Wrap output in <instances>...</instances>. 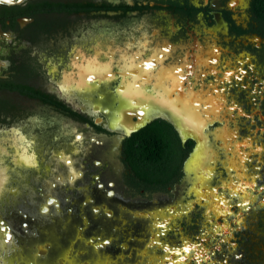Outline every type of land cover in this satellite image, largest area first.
Returning a JSON list of instances; mask_svg holds the SVG:
<instances>
[{"label":"rangeland","instance_id":"1","mask_svg":"<svg viewBox=\"0 0 264 264\" xmlns=\"http://www.w3.org/2000/svg\"><path fill=\"white\" fill-rule=\"evenodd\" d=\"M239 6L235 18L243 22L245 5ZM166 28L174 30L170 24ZM217 29L221 30L211 29L207 40L214 43L215 37L211 35ZM135 43L139 50L144 49L141 38ZM219 52L204 57L207 64H202V70L193 79L194 85H201L202 96H219H213L217 103L214 113H203L207 123L202 129L206 137L204 144L210 151L208 155L215 158L206 161L213 167L210 177L204 179L205 192L200 193V189L198 194L194 192V180L199 175L196 172L195 177L193 171L187 170V167H205L200 149L191 154L179 181L167 193H155L150 201L142 200L129 196L120 180L122 167L114 162L119 138L102 140L79 125L68 130L61 124L57 129L60 141L54 157L60 180L53 191L56 198L49 202L48 198L25 201L22 212L13 215L9 224L17 240L13 239L5 256L4 249L0 252V260L6 257V264H264V61L247 57L245 52L235 54L227 47ZM95 79L102 84L89 88L94 101L91 112L97 123L102 122L109 129L116 127L117 120L128 129L135 125L126 116L119 117L126 108L140 114L136 123L170 110L155 94H140L138 98L143 101L140 104L135 102V96L122 95L123 88H115L118 77L111 72ZM218 106L221 110L216 111ZM169 116L183 132L189 131V125L182 119ZM229 131L235 134L233 151L245 143L244 150L240 151L249 153L242 167L239 165L244 170L239 174L229 169L227 162L233 154L225 150L221 141ZM246 176L254 184L247 187L248 195L238 191L230 194L231 188H223L224 183ZM215 191L216 196L227 194L228 207L219 209L220 213L216 210V215L208 205ZM9 202L12 206L16 204L14 200ZM160 211L164 213L162 218L151 221L148 215ZM47 244L51 249L41 252V247ZM0 264L5 263L0 261Z\"/></svg>","mask_w":264,"mask_h":264},{"label":"flooded vegetation","instance_id":"2","mask_svg":"<svg viewBox=\"0 0 264 264\" xmlns=\"http://www.w3.org/2000/svg\"><path fill=\"white\" fill-rule=\"evenodd\" d=\"M241 3L246 18L238 22L235 11ZM168 24L174 30H168ZM217 27L221 30L211 35L215 37L212 43L207 38ZM137 38L144 41L142 51L135 43ZM226 47L264 61V0H0V252L4 249L5 256L11 241L17 240L9 224L26 200L48 198L49 202L56 198L53 191L60 180L54 157L61 124L68 130L79 125L102 140L119 138L114 162L122 167L120 180L131 197L150 201L155 193H167L183 174L195 142L182 138L166 112L136 123L139 113L122 110L119 117L126 116L137 127L132 132L119 120L112 129L96 122L89 88L102 82L85 72L87 66L113 73L118 77L115 88H123L130 85L131 72L139 71L134 64L165 53L161 64L151 63L152 79L140 88L135 102L143 103L140 94L157 95L153 91L155 74L170 70L184 74L185 91L190 88L196 98L204 100L201 85H194L193 79L205 56L217 55ZM132 58L136 59L128 68ZM154 123H163L173 131L184 158L177 177L149 188L129 169L124 147L130 139L138 145V136L132 135ZM189 142L192 145L187 149ZM49 249L47 244L40 251ZM0 261L6 264V257Z\"/></svg>","mask_w":264,"mask_h":264},{"label":"bare ground","instance_id":"3","mask_svg":"<svg viewBox=\"0 0 264 264\" xmlns=\"http://www.w3.org/2000/svg\"><path fill=\"white\" fill-rule=\"evenodd\" d=\"M143 41V40H142ZM141 43V42H140ZM166 43V42H165ZM141 45V44H140ZM142 45H145V44H142ZM175 46V45H173ZM154 47V46H153ZM176 47V46H175ZM194 49V48H193ZM138 51V49H137ZM141 51V50H140ZM146 52V51H145ZM180 52V51H179ZM202 52V51H201ZM204 52V51H203ZM137 53V52H136ZM152 53V52H151ZM175 53V52H174ZM135 54V53H134ZM148 54V52H147ZM154 54V53H153ZM195 54V52H194ZM125 55V54H124ZM152 55V54H151ZM158 55V54H157ZM165 53L162 54V56H164ZM172 55V54H171ZM162 56L160 57H153V60H150V61H147L146 63H138V64H134V59L136 58H132L130 60V66L128 68H130L133 64V66H135L137 69H139L138 72L136 73H132V75H130V85L128 84V86H125L123 87V92L122 94H124V96H128V97H131V96H135L137 94H139V90L140 88H144L146 86L147 83H149L152 79V75L150 73V69L151 67V63H154V65H157V64H161L162 62ZM182 56V55H181ZM97 57V56H96ZM122 57V56H121ZM140 57V56H139ZM167 57V56H166ZM173 57V56H172ZM189 57V56H188ZM143 58V57H142ZM164 58V57H163ZM211 58V57H210ZM109 59V58H108ZM114 59V58H113ZM94 60V59H93ZM139 60V59H138ZM137 60V61H138ZM165 60V59H164ZM168 60V59H167ZM172 60V59H171ZM182 60H183V57H182ZM214 60V59H213ZM99 61V59H98ZM169 61V60H168ZM192 61V60H191ZM109 62V61H108ZM203 64L206 63L205 60H202ZM113 63V62H112ZM125 65L128 63L126 60L123 62ZM196 63H199V60L196 61ZM195 63V64H196ZM132 64V65H131ZM179 64V63H178ZM207 64V63H206ZM210 64H212L210 62ZM164 65V64H162ZM169 65V64H168ZM99 66V65H98ZM109 66V65H107ZM114 66V65H112ZM203 66V65H202ZM208 66V65H207ZM111 67V66H110ZM189 67V66H188ZM101 68V67H100ZM106 68V67H105ZM198 68V67H197ZM111 69V68H110ZM109 69V70H110ZM168 69V68H167ZM206 69V68H205ZM112 70V69H111ZM202 70V69H200ZM77 71V70H76ZM184 71V70H183ZM198 71V70H197ZM87 74H90L92 75L91 77L92 78H95L97 76H103V74H105V72L107 73L108 71H105L104 70H99L96 68V66L94 65H90V66H87L86 67V71H85ZM126 73V72H125ZM195 73V72H194ZM197 73V72H196ZM198 76V75H197ZM79 77H80V80L84 79V76L83 74H79ZM194 77V76H193ZM196 77V76H195ZM186 79L185 75L182 74L181 72H177V71H159L157 72V74H155L154 76V80L156 81L155 82V85H154V90L157 94V96L160 98V100L162 102H164L165 104L169 105V108L170 110H166L164 112H166L168 115H176L179 119H182L187 125H189L191 131H194V134H196L198 136V139H199V144H198V147L200 149V154L203 155L205 157V162L208 161V162H211L212 160H214L215 158L214 157H210L208 155V153L210 152L208 150V148H206V145L204 144L205 143V139L206 137L204 136V134L202 133V129L203 127L207 124L206 123V119H205V116L203 115L204 112L202 111H205V113L207 115H209L210 113H214L215 109H216V100L214 99L215 95L211 96L210 94L207 95V96H203L202 98L204 100H200V98H196V94L192 93L191 92V89L189 88L187 91H185V87H184V80ZM193 79V78H192ZM69 80V79H68ZM195 80V79H194ZM115 83V82H114ZM189 83V82H188ZM111 84V83H110ZM111 86V85H110ZM193 87V86H192ZM196 89V88H195ZM194 90V89H193ZM112 91V90H111ZM213 91V90H212ZM216 91V90H215ZM175 96L174 98H172V96ZM100 96V95H99ZM216 97L218 98L219 96L216 95ZM215 97V98H216ZM219 100V99H218ZM115 106V105H114ZM179 106V108H182V109H177L176 107ZM172 107H175L174 109H172ZM221 106H218L217 107V110H221L220 109ZM224 109V108H223ZM137 111V110H136ZM169 111V113H168ZM123 112V111H121ZM140 112V111H139ZM220 112V111H219ZM225 113V112H224ZM211 115V114H210ZM216 115V114H215ZM224 115V114H223ZM174 118V117H173ZM220 118V117H219ZM124 120V119H123ZM174 121V120H173ZM211 121V120H210ZM134 123V122H133ZM177 124V123H176ZM211 124V123H210ZM206 127V126H205ZM189 129V128H188ZM189 129V131H190ZM209 133V132H208ZM211 134V133H210ZM217 135V134H216ZM237 135V134H236ZM234 136L235 134L232 133L231 131H229L228 133H225L223 136H222V140L223 143H224V148L226 151H230L233 156L230 157L229 161L227 162V165L229 167L230 170H234L236 172H239L243 169L240 168L241 166V163L243 164L244 161L246 160V158L248 157V152L247 153H244L241 152L240 150L243 149L244 150V146H245V143L242 144V143H239L242 144V148H238L237 146L235 147V151H233V145H232V140L234 139ZM81 137V136H80ZM121 137V136H120ZM213 137V136H212ZM213 140V139H212ZM210 141V140H208ZM220 141V140H219ZM241 141V140H240ZM235 142V141H234ZM208 144V143H207ZM209 145V144H208ZM218 146V145H217ZM119 147V146H118ZM211 147V146H210ZM213 148V147H212ZM207 149V150H206ZM209 151V152H208ZM226 154V152H225ZM207 156V157H206ZM209 157V158H208ZM25 161L26 162H29V159L24 157ZM208 159V160H207ZM204 160V159H203ZM202 160V161H203ZM62 161V159H61ZM201 161V162H202ZM79 163V162H78ZM76 163V164H78ZM191 163V162H190ZM62 164V163H61ZM60 164V165H61ZM74 164V167L75 165ZM80 165V164H79ZM82 165V164H81ZM200 165V164H199ZM240 165V166H239ZM73 166V165H72ZM245 166V165H244ZM67 167V166H66ZM77 167V166H76ZM75 167V169H76ZM187 167V166H186ZM212 167L213 166H210V164L208 165L207 162L205 164V167L203 166L202 168H197V169H190L187 167V170L188 171H193L194 174H195V177L196 176V172H197V175H199V178L195 179L194 183H195V187L193 188L194 192L196 194L199 193V189H200V193H203L205 192L204 190H206V186L204 187L203 186V183L206 182L204 181L205 178H209L210 177V173L212 172ZM227 167V168H228ZM242 167V166H241ZM79 168V167H78ZM244 168V167H243ZM63 169V168H62ZM120 170V169H119ZM63 171V170H62ZM244 171V170H243ZM60 172V171H59ZM72 172V171H71ZM79 172V171H78ZM242 172V171H241ZM75 174V172H74ZM78 174V173H77ZM61 175V174H60ZM236 175V174H235ZM68 176V175H66ZM75 177V176H74ZM61 178V177H60ZM65 178V177H64ZM63 179V178H62ZM64 180V179H63ZM76 180V179H75ZM111 184V183H110ZM193 185V184H192ZM254 184H252L249 179H247V176L244 177V178H241L236 180L235 182H227V183H224L223 185V188H226L228 189L227 187L231 188L232 192L230 194H232L233 192L236 193V191L242 193V194H247V187H253ZM84 186V185H83ZM201 187L203 189H201ZM60 189V188H59ZM197 189V190H196ZM53 190V189H52ZM59 191V190H57ZM203 191V192H202ZM60 192V191H59ZM208 192V191H207ZM109 195V193H107ZM217 192L215 191L214 193H212V197L211 200H210V203L208 205L209 208H211L212 211H214V214L216 215L217 211L221 208H224L225 210L228 209L227 205L225 204L226 202V195H220V196H216ZM254 194V193H253ZM112 195V194H111ZM248 195V194H247ZM49 196V195H48ZM204 196V194L202 195ZM209 196V195H208ZM208 196H206L205 198L207 199ZM204 198V197H203ZM229 198V196H228ZM178 199V198H177ZM247 199V200H246ZM202 200V199H201ZM225 200V201H224ZM242 200V199H241ZM243 200L245 201V203L248 201V198L245 197L243 198ZM83 201V200H82ZM208 202V201H206ZM84 203V202H83ZM121 203V202H120ZM50 204V203H49ZM55 204V203H54ZM166 204V203H165ZM170 204V203H169ZM176 204V203H175ZM160 205V204H159ZM93 206V205H92ZM154 206V205H153ZM47 207V206H46ZM147 207V206H146ZM156 207V206H155ZM158 207V206H157ZM45 208V207H44ZM131 208V207H130ZM113 209V208H112ZM133 209V208H132ZM140 209V208H139ZM142 209V208H141ZM150 209V208H149ZM110 210V209H109ZM126 210V209H125ZM217 210V211H216ZM59 211V210H57ZM61 211V210H60ZM115 211V210H114ZM221 212V211H220ZM218 211V213H220ZM59 214V213H58ZM211 214V213H209ZM213 214V215H214ZM51 215V214H50ZM112 215V214H111ZM164 213H162V211L156 213V214H152L150 213L148 215V217L150 218L151 221H153L154 219L155 220H158L159 218H162L161 216H163ZM225 215V214H224ZM115 216V215H114ZM155 216V217H153ZM92 217V216H91ZM129 217V216H128ZM132 217V216H131ZM90 218V217H89ZM112 218V217H110ZM130 218V217H129ZM73 219V218H72ZM133 219V218H131ZM78 220V219H77ZM164 220V218H163ZM66 221V220H65ZM72 221V220H71ZM93 221V220H91ZM149 221V220H148ZM90 222V221H88ZM104 222V221H103ZM114 222V221H112ZM142 222V221H141ZM97 223V222H96ZM116 223V222H115ZM114 223V224H115ZM162 223V222H161ZM96 225V224H94ZM72 225H70L71 227ZM84 226V225H83ZM82 226V227H83ZM89 227V226H88ZM122 227V226H120ZM138 227V226H137ZM95 228V227H94ZM105 228V227H104ZM155 228V227H154ZM71 229V228H70ZM90 229V227L88 228ZM139 229V228H138ZM74 230V229H72ZM71 230V231H72ZM95 230V229H94ZM93 230V231H94ZM98 230V229H97ZM100 230V229H99ZM110 230V229H109ZM111 230H113L111 228ZM87 231V230H86ZM92 231V230H91ZM102 231V230H101ZM89 232V231H88ZM86 232V233H88ZM95 232V231H94ZM98 232V231H97ZM150 232V231H149ZM68 233V232H67ZM82 233V232H81ZM92 234V233H91ZM52 236V235H51ZM67 236V235H65ZM74 236V235H73ZM89 236V235H88ZM94 236V235H93ZM63 240V238H61ZM97 239V238H96ZM152 239V238H151ZM52 240V239H51ZM70 240V239H69ZM68 240V241H69ZM53 241V240H52ZM97 241V240H96ZM99 241V240H98ZM12 242V241H11ZM50 242V241H49ZM56 242V240H55ZM90 242V241H89ZM79 244V243H78ZM83 244V243H82ZM111 244V243H110ZM109 244V245H110ZM152 244V241L150 243H148V245H151ZM158 244V243H157ZM13 245V244H12ZM38 245V244H37ZM84 245V244H83ZM45 246V245H44ZM67 246V245H66ZM81 246V245H80ZM107 246V245H106ZM189 246V245H188ZM27 247V246H26ZM53 247V246H52ZM93 247V246H92ZM108 247V246H107ZM106 247V248H107ZM154 247V246H153ZM94 248V247H93ZM110 248V247H109ZM53 249V248H52ZM77 249V248H76ZM75 249V250H76ZM101 249V248H100ZM173 249V248H172ZM187 249V248H186ZM61 250H63L61 248ZM88 250V249H87ZM102 250V249H101ZM167 250V249H166ZM64 252V251H63ZM76 252V251H75ZM116 252V251H115ZM185 252V251H184ZM89 253V252H88ZM95 253V252H94ZM203 253V252H202ZM73 254V253H72ZM176 254V253H175ZM91 255V254H90ZM143 255V254H142ZM203 255V254H202ZM22 256V255H21ZM60 256V254H59ZM64 256V255H63ZM80 256V255H79ZM84 256V255H83ZM88 256V255H87ZM55 257V256H54ZM77 257V256H76ZM86 257V255L84 256ZM95 257V256H94ZM97 257V256H96ZM83 258V257H82ZM87 258V257H86ZM122 258V257H121ZM134 258V257H133ZM174 258V257H173ZM201 258V256H200ZM58 260V259H57ZM76 260V259H75ZM82 260V259H81ZM131 260V259H130ZM158 260V259H157ZM23 262V261H22ZM81 262V261H80ZM150 262V261H149ZM181 262V261H180ZM26 263V262H25ZM28 263V262H27ZM91 263V262H90ZM169 264V263H168Z\"/></svg>","mask_w":264,"mask_h":264},{"label":"trees","instance_id":"4","mask_svg":"<svg viewBox=\"0 0 264 264\" xmlns=\"http://www.w3.org/2000/svg\"><path fill=\"white\" fill-rule=\"evenodd\" d=\"M138 136L125 142V159L136 179L145 186L165 185L180 173L184 153L179 140L163 123H154L132 135ZM192 143L187 144V149Z\"/></svg>","mask_w":264,"mask_h":264},{"label":"water","instance_id":"5","mask_svg":"<svg viewBox=\"0 0 264 264\" xmlns=\"http://www.w3.org/2000/svg\"><path fill=\"white\" fill-rule=\"evenodd\" d=\"M176 107V106H175ZM175 107H172V109H174ZM177 109H182V108H179V106L176 107ZM175 108V109H176ZM205 113V112H204ZM174 127L177 129L178 132H180L181 136L183 139H186V138H191L194 142H195V147L193 149V151L191 152V154L196 150V149H199L198 147V144H199V139H198V136L196 134H194V131H188V132H183V129L180 128L179 125H177L176 123H174ZM137 130V127L135 125H133L129 131L132 132V131H135ZM191 154L189 155V157L191 156ZM189 157L188 159L186 160V162L184 163L186 165V163L188 162L189 160ZM184 165V166H185Z\"/></svg>","mask_w":264,"mask_h":264}]
</instances>
